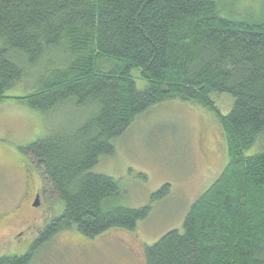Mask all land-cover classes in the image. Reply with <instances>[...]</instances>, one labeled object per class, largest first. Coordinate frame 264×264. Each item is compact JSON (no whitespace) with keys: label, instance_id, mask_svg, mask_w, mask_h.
Returning <instances> with one entry per match:
<instances>
[{"label":"trees","instance_id":"obj_1","mask_svg":"<svg viewBox=\"0 0 264 264\" xmlns=\"http://www.w3.org/2000/svg\"><path fill=\"white\" fill-rule=\"evenodd\" d=\"M32 71L37 89L6 95ZM226 94L228 115L214 99ZM177 99L218 117L229 161L182 230L146 247L145 264H264V151L246 156L264 135V16H225L215 0H0V105L23 103L48 121L49 134L22 151L63 205L38 245L67 230L133 232L149 217L96 167L139 116Z\"/></svg>","mask_w":264,"mask_h":264},{"label":"rangeland","instance_id":"obj_2","mask_svg":"<svg viewBox=\"0 0 264 264\" xmlns=\"http://www.w3.org/2000/svg\"><path fill=\"white\" fill-rule=\"evenodd\" d=\"M215 1L225 16L235 14L238 19L264 16V0ZM38 73L28 72L26 78L6 95L20 97L33 92L38 87L35 85ZM133 76L138 87L144 89L146 82L137 72ZM214 99L221 106V113L228 115L234 99L227 94L215 95ZM226 103H231L230 107ZM62 112L70 113V108ZM54 117L59 123L63 120L59 115ZM48 124L39 112L23 103L9 101L0 105V216L12 215L5 224H0V244L7 240L12 245L13 241L31 238L34 227L63 212L62 203L51 191L41 169L22 151L49 134ZM115 148L113 156L100 158L96 172L119 181L125 206L135 209L150 207L149 217L140 221L133 232L110 231L93 239L85 238L84 242L75 230L63 232L53 244L88 243V249L82 254L75 250H67L64 255L57 252L58 258H66L71 263L145 264L146 247L154 245L171 230H182L192 204L221 175L229 161L218 117L197 103L179 99L158 105L139 116L115 141ZM262 151L264 135L246 152V156ZM25 161L33 167L35 181L31 179V184L19 164ZM166 185L170 186L169 194L154 198ZM35 186L46 196L38 208L31 206L34 193L27 199L23 220L33 229L27 228L23 237H17L24 225L21 219L15 220L16 208L25 191L35 189ZM43 257L37 256L36 263Z\"/></svg>","mask_w":264,"mask_h":264},{"label":"flooded vegetation","instance_id":"obj_3","mask_svg":"<svg viewBox=\"0 0 264 264\" xmlns=\"http://www.w3.org/2000/svg\"><path fill=\"white\" fill-rule=\"evenodd\" d=\"M19 164H20V167H22V169L24 170L25 175L29 179L30 184H31V179L35 181L34 176L32 174L33 167H31L30 165H27L26 161L24 163L21 162ZM39 189L40 188L38 186H35V189L32 188V190L28 192L25 191L23 199L20 201V203L18 204L16 208L17 216L15 220L21 219L22 221L21 223H23L24 225V229L17 234L18 235L17 237H23V231H25L27 228L30 230L33 229L32 226H29V225L27 226V222L23 220L24 219L23 215L25 212L24 207H25V202L27 201L28 198H31L32 193H34V200L31 202V206L35 207V203L37 202V200L40 201V205H41L43 195L45 194H42V191H40ZM11 216H12L11 213H6L5 215L2 214V216H0V224L1 225L5 224L8 221V219L11 218ZM51 219L52 217L46 220V222L40 225L39 227L37 226L34 227V231L31 233L32 237L28 238L27 240L22 239V240L13 241L12 245L9 244L7 240L1 242L0 251H2V254H0V260L5 259V258L14 259V258H20V257H25V256L30 255L31 259L28 264H90V261H86L85 263H80V262L71 263L66 258H58L57 252L61 253V255H64L63 252H66L67 250L68 251L75 250L77 253L82 254L86 249H88L87 247L88 243L70 244V243L64 242V245H60L59 243L53 244L54 239L59 234L66 232V231H62L56 234L54 238L46 241L45 243L43 242L41 245H38L40 239L45 234L46 230L49 228ZM25 241H27V243ZM82 241L83 242L85 241L84 238L82 239ZM56 245H58L59 247L55 248ZM39 255H42L44 257L42 258V260L36 263V257Z\"/></svg>","mask_w":264,"mask_h":264},{"label":"water","instance_id":"obj_4","mask_svg":"<svg viewBox=\"0 0 264 264\" xmlns=\"http://www.w3.org/2000/svg\"><path fill=\"white\" fill-rule=\"evenodd\" d=\"M40 204V202L37 200V202L35 203V206L38 207Z\"/></svg>","mask_w":264,"mask_h":264}]
</instances>
